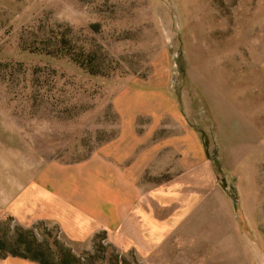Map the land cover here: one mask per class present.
Segmentation results:
<instances>
[{"label": "rangeland", "instance_id": "1", "mask_svg": "<svg viewBox=\"0 0 264 264\" xmlns=\"http://www.w3.org/2000/svg\"><path fill=\"white\" fill-rule=\"evenodd\" d=\"M139 206L178 227L134 244ZM0 243V264H264V0H0Z\"/></svg>", "mask_w": 264, "mask_h": 264}, {"label": "crops", "instance_id": "2", "mask_svg": "<svg viewBox=\"0 0 264 264\" xmlns=\"http://www.w3.org/2000/svg\"><path fill=\"white\" fill-rule=\"evenodd\" d=\"M172 206H174V207L172 208ZM178 206L179 205H177V207ZM170 208L172 210H174L176 208V204L171 203ZM69 211L71 213V216H75L76 218L81 216V220H82L83 225L89 219V218H87L88 215L84 211H82L80 208L76 207L74 209H70ZM133 212H135V208H134ZM80 213H82V214H80ZM147 213H150V215H148ZM183 213H181V214H183ZM73 214H75V215H73ZM181 214H180V216H181ZM84 215L87 217H85ZM169 215L170 214H167L166 216L163 214L159 215L158 210L156 208H155V210H153V207H152V209H147V208L143 209V207L139 206L138 207V218H139V220L142 219V221H144V223L140 226V240H138L137 234L135 233V235H134L135 240L132 242L136 245L141 244L142 246L143 245L154 246V245L160 244L162 241H164L168 237V235H170V233H172V231H174V229H176L178 227V225L175 224L174 221L169 220L170 218H172V216L168 217ZM173 215H175V220H176L177 214L174 213ZM143 216H146L150 220L149 221L150 223H148V220L146 218H144ZM84 218H86V219H84ZM136 219H137L136 217L134 218L132 216L129 220L133 222V225H137ZM78 221H79V219H78ZM76 222H77V220H76ZM83 225H81L79 228L83 229L84 228ZM130 227H132V226H130ZM127 228H128L127 224H121V226L119 227V233L124 237H127L129 235L130 231L132 230L130 228L128 230ZM148 228H149V230H148ZM149 231L151 232L150 237H148ZM15 262H16V264H27L25 262V260H15Z\"/></svg>", "mask_w": 264, "mask_h": 264}, {"label": "trees", "instance_id": "3", "mask_svg": "<svg viewBox=\"0 0 264 264\" xmlns=\"http://www.w3.org/2000/svg\"><path fill=\"white\" fill-rule=\"evenodd\" d=\"M64 42V41H63ZM65 43V42H64ZM63 47H68L66 44L65 45H62ZM43 47H48V49L49 48H52V47H49V46H47V45H43ZM54 48V47H53ZM49 53H46V54H48V56H54V57H59V56H57V55H60L59 54V52H58V50H50L49 49ZM66 54V56H67V58L68 59H70L72 62H74L75 64H80L81 65V62H79L80 60H79V58H77V55H72V50L70 51V52H67V53H65ZM82 64H83V66H81L84 70H87V71H89L90 73H93V70H92V67L91 66H89V65H87V64H85L84 62H82ZM4 247V244L2 245L1 243H0V248L2 249ZM25 251H27V253H30V254H32L31 252H32V250L31 249H25ZM26 253V254H27ZM26 254H22V255H19V254H16V256H19V257H23L24 259H28V260H34V261H38V262H40V263H42V264H49L48 262L49 261H47V260H42V258L40 259V258H38V257H36V256H34L33 258L32 257H29L28 255H26ZM65 257V258H64ZM76 262V259H74V258H71L70 256H68L67 255V253L65 252V254H63V259L61 260V263L60 264H74Z\"/></svg>", "mask_w": 264, "mask_h": 264}]
</instances>
